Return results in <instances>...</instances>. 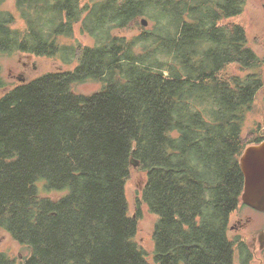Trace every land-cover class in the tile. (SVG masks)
<instances>
[{"label": "trees", "instance_id": "obj_1", "mask_svg": "<svg viewBox=\"0 0 264 264\" xmlns=\"http://www.w3.org/2000/svg\"><path fill=\"white\" fill-rule=\"evenodd\" d=\"M6 1L0 57L75 63L0 94V227L28 249L21 264H151L133 240L130 158L157 217L154 264H231L235 249L247 264L246 242L228 235L244 206L239 157L264 138L242 135L262 75L230 68L263 62L228 20L247 0ZM77 24L92 45L65 43ZM87 80L99 88L74 90Z\"/></svg>", "mask_w": 264, "mask_h": 264}, {"label": "rangeland", "instance_id": "obj_2", "mask_svg": "<svg viewBox=\"0 0 264 264\" xmlns=\"http://www.w3.org/2000/svg\"><path fill=\"white\" fill-rule=\"evenodd\" d=\"M264 0H247L242 12L229 18L244 26L247 46L250 47L262 60V65L258 69H240L232 65V73L244 75L247 72L257 71L261 73L263 85L257 90L250 111L246 114L242 123V135L247 136L252 132L251 137L264 135ZM5 7L14 11L12 0H7ZM17 25L22 26L21 20L17 19ZM136 32V31H134ZM65 43L79 41L83 44L92 45L94 40L79 32L78 24L74 30L72 38L64 39ZM74 62L65 63L59 57L31 56L27 54L13 53L0 57L1 77L6 86L0 88V94L6 89L22 82H28L47 72L65 70L72 68ZM20 79H24L21 81ZM97 81L87 80L76 82L73 88L76 92L88 94L99 88ZM133 167L125 180L124 190L128 204L129 214L139 216L136 219V230L133 240L143 250L147 261L154 264V242L152 231L156 222V215L152 213L142 200V187L146 180V172ZM43 195L55 196L53 191H40ZM228 235L233 238L239 235L247 244L252 252L247 264H264V246L259 248L258 236L260 231L264 233V213L256 211L246 205L239 206L231 214ZM0 252L7 255L9 264H21L22 259L28 255V249L16 242L11 235L0 227ZM231 264H242L241 256L235 249Z\"/></svg>", "mask_w": 264, "mask_h": 264}, {"label": "water", "instance_id": "obj_3", "mask_svg": "<svg viewBox=\"0 0 264 264\" xmlns=\"http://www.w3.org/2000/svg\"><path fill=\"white\" fill-rule=\"evenodd\" d=\"M141 21L144 25L147 24L145 19ZM20 80L24 81V79ZM130 163L134 167L138 166L135 158H130ZM239 167L243 175L241 202L264 213V138L244 148L239 157ZM258 240L259 248H262L264 246L263 231H260Z\"/></svg>", "mask_w": 264, "mask_h": 264}]
</instances>
